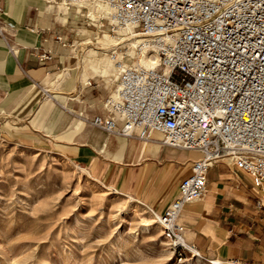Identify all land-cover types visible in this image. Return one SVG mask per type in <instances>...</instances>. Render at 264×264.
Returning a JSON list of instances; mask_svg holds the SVG:
<instances>
[{"label": "built area", "instance_id": "2783aa9c", "mask_svg": "<svg viewBox=\"0 0 264 264\" xmlns=\"http://www.w3.org/2000/svg\"><path fill=\"white\" fill-rule=\"evenodd\" d=\"M104 1L116 26L131 27L142 41L133 56L112 53L117 87L92 123L144 143L200 153L157 221L180 259L186 251L201 257L179 219L207 194L215 164L227 160L247 175L255 205L264 209V0ZM50 58V52L42 55Z\"/></svg>", "mask_w": 264, "mask_h": 264}, {"label": "rangeland", "instance_id": "374dc122", "mask_svg": "<svg viewBox=\"0 0 264 264\" xmlns=\"http://www.w3.org/2000/svg\"><path fill=\"white\" fill-rule=\"evenodd\" d=\"M47 1L69 11L66 28L75 26L70 38L73 79L82 84L105 80L108 95L113 93L115 69L111 80L91 72L80 78V55L83 60L97 56L113 66L110 55L116 50L131 54L140 40L137 32H116L106 7L99 4L102 1L74 5L66 0ZM0 26L6 31L4 24ZM160 146L164 153L159 161L147 160L139 166L116 165L101 158L78 162L63 155L29 118L16 119L0 111V264H211L210 259L222 260L204 256L194 244L201 257L186 251L180 259L163 237L155 214L166 203L157 208L142 196L151 185L152 191L160 189L164 196L175 193L198 157L183 161L181 155L187 150ZM196 220L184 221L182 214L179 219L185 233Z\"/></svg>", "mask_w": 264, "mask_h": 264}, {"label": "crops", "instance_id": "0c3cea01", "mask_svg": "<svg viewBox=\"0 0 264 264\" xmlns=\"http://www.w3.org/2000/svg\"><path fill=\"white\" fill-rule=\"evenodd\" d=\"M0 23L6 28L0 26L1 112L29 118L63 155L78 162L101 158L139 166L160 160L164 153L160 144L109 133L92 123L94 116L105 113L103 104L110 90L105 80L82 84L73 79L70 38L75 26L66 28L69 11L47 0H0ZM49 52L51 58L42 59ZM96 57L83 60L80 55V78L91 72L111 80L112 64ZM181 156L185 161L200 153L187 150ZM152 190L153 185L148 186L142 198L157 208L177 193L164 196L160 189ZM256 198L247 175L227 160L218 162L208 172L205 197L181 213L187 222L197 217L185 233L186 241L204 256L264 264V209L256 207Z\"/></svg>", "mask_w": 264, "mask_h": 264}, {"label": "bare ground", "instance_id": "6f19581e", "mask_svg": "<svg viewBox=\"0 0 264 264\" xmlns=\"http://www.w3.org/2000/svg\"><path fill=\"white\" fill-rule=\"evenodd\" d=\"M104 2L103 4L102 3H99V4H101L102 6H104V8L106 7V12L105 13H107V15H109L110 16V20H111V24L113 23V25H115V27H116V32L118 31V30H120V29H127V30H129V31H131L133 34L135 33L133 30H132V28L131 27H117L116 26V24H115V21H114V19H113V8L110 6V5H108L104 0H89V1H82V2H74V3H72V2H67L66 4H86V3H94V2ZM98 3H97V5H99ZM135 36H137V37H140V35L139 34H135ZM142 40H141V37H140V40L138 41V42H136L137 44L136 45H133V47H132V49H133V51H132V53L131 54H129L128 52H127V54L128 55H131V56H133L134 55V48L135 47H137V45L141 42ZM133 44H135V43H133ZM119 54V57L121 58L122 57V54L121 53H118ZM110 60L113 62V66H114V69H115V72H116V67H115V62H116V59H115V57H114V55H110ZM116 75H117V72H116ZM116 78H117V76H116ZM190 151H196V150H190ZM198 152V151H197ZM155 216L156 217H158V214L156 213L155 214ZM156 221H157V219H156ZM163 234V233H162ZM184 238H185V234H184ZM186 240V239H185Z\"/></svg>", "mask_w": 264, "mask_h": 264}]
</instances>
